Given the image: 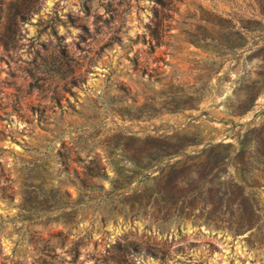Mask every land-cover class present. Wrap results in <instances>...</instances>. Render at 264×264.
I'll list each match as a JSON object with an SVG mask.
<instances>
[{"label":"rangeland","instance_id":"obj_1","mask_svg":"<svg viewBox=\"0 0 264 264\" xmlns=\"http://www.w3.org/2000/svg\"><path fill=\"white\" fill-rule=\"evenodd\" d=\"M0 264H264V0H0Z\"/></svg>","mask_w":264,"mask_h":264}]
</instances>
